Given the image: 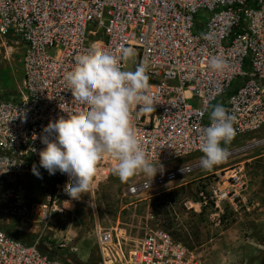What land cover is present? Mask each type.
Wrapping results in <instances>:
<instances>
[{
  "label": "built area",
  "instance_id": "built-area-1",
  "mask_svg": "<svg viewBox=\"0 0 264 264\" xmlns=\"http://www.w3.org/2000/svg\"><path fill=\"white\" fill-rule=\"evenodd\" d=\"M7 37L21 44L23 78L14 96L0 99V179L33 174L35 164L57 188L62 180L74 183V177L39 167L40 137L50 121L84 109L65 75L79 56L96 51L113 53L125 70L121 48H132L137 53L132 71L146 65L144 94L154 110L133 105V131L151 163H173L152 180L130 184V195L204 170L203 155L178 161L201 151L213 106L235 116L234 139L264 123V0H0V38ZM213 58L222 60L220 70L211 67ZM239 149H227L228 157ZM108 164L116 160L105 153L97 167ZM238 168L223 175L215 171L224 186L217 181L208 191L202 188L203 203L220 206L225 200L236 206L244 184ZM12 193L11 206L28 211L41 232L25 243L0 229V264H66L39 247L44 228L62 209L58 197L50 194L47 202L27 209L23 196ZM94 234L98 264H209L161 228L147 230L131 246L116 228L95 224Z\"/></svg>",
  "mask_w": 264,
  "mask_h": 264
},
{
  "label": "rangeland",
  "instance_id": "rangeland-1",
  "mask_svg": "<svg viewBox=\"0 0 264 264\" xmlns=\"http://www.w3.org/2000/svg\"><path fill=\"white\" fill-rule=\"evenodd\" d=\"M136 56L134 50V56L127 57L125 70H133ZM21 59V44L14 38H0V99L14 96L22 87ZM222 146L240 149L210 170L195 171L138 195L128 194L127 187L148 176L139 172L122 181L112 172L115 164L98 166L87 192L79 199L67 194L72 184L67 186L64 180L57 188L48 177H32V194L35 192L39 198L35 204L47 202L52 194V198L58 197L57 205L62 208L44 228L40 250L66 264H98L94 234L98 224L116 228L128 246L147 230L161 228L209 264H264V123L254 132ZM201 155L202 151L193 153L178 163ZM172 164L154 165L158 172ZM238 167L244 184L237 190V205L231 206L225 200L220 206L210 200L203 203L199 195L202 188L208 191L217 181L224 186L215 171L230 174ZM27 176L0 179V229L6 232L9 229L1 224L7 214L3 210L17 213L8 194L13 191L12 194L20 193L24 198ZM189 201L193 203L189 205ZM40 232L41 227L35 232H24L22 239L33 241Z\"/></svg>",
  "mask_w": 264,
  "mask_h": 264
},
{
  "label": "clouds",
  "instance_id": "clouds-1",
  "mask_svg": "<svg viewBox=\"0 0 264 264\" xmlns=\"http://www.w3.org/2000/svg\"><path fill=\"white\" fill-rule=\"evenodd\" d=\"M121 54L130 58L134 49L121 48ZM211 67L220 70L222 60L213 58ZM146 71V65H138L134 71L123 70L116 55L96 51L79 56L76 66L65 75L72 96L84 109L50 121L44 128L46 135L40 137L44 147L38 155L39 167L50 175L59 171L75 178L67 189L71 198L79 199L87 192L105 153L116 160L112 172L122 181L139 172L152 180L159 169L146 157L133 131L132 106L138 105L144 112L154 110L153 100L144 94L148 86ZM210 121L202 130L204 155L200 165L205 170L228 158V150L222 145L229 144L236 135L235 116L224 106H213ZM32 172L40 176L35 164Z\"/></svg>",
  "mask_w": 264,
  "mask_h": 264
},
{
  "label": "crops",
  "instance_id": "crops-1",
  "mask_svg": "<svg viewBox=\"0 0 264 264\" xmlns=\"http://www.w3.org/2000/svg\"><path fill=\"white\" fill-rule=\"evenodd\" d=\"M32 177H37L34 174H30L27 177H25L24 181V205L27 207V209L30 208V206H34L36 202H38L39 198L37 194L34 192L32 194V188L30 180ZM23 194V193H22ZM10 204H13V200H10ZM1 206V204H0ZM7 214H5V218L3 217V220H1V224L5 226L9 230H13L15 234L22 237V233L24 232H35L37 231V227H40V223L36 221L37 219H34V217L30 214H28V211L24 210H16L17 213H13L12 209L3 210Z\"/></svg>",
  "mask_w": 264,
  "mask_h": 264
},
{
  "label": "trees",
  "instance_id": "trees-1",
  "mask_svg": "<svg viewBox=\"0 0 264 264\" xmlns=\"http://www.w3.org/2000/svg\"><path fill=\"white\" fill-rule=\"evenodd\" d=\"M16 237H18L19 239H21V240H22L23 242H25V243H30V242H32V241H29V242H28V241H24V239H22V237H21V236H18V235H17Z\"/></svg>",
  "mask_w": 264,
  "mask_h": 264
}]
</instances>
